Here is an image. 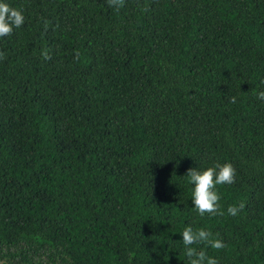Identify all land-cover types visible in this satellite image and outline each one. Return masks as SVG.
<instances>
[{"label":"trees","instance_id":"trees-1","mask_svg":"<svg viewBox=\"0 0 264 264\" xmlns=\"http://www.w3.org/2000/svg\"><path fill=\"white\" fill-rule=\"evenodd\" d=\"M3 2L0 264H189L187 226L264 264V0ZM217 162L235 182L200 216L185 175Z\"/></svg>","mask_w":264,"mask_h":264},{"label":"clouds","instance_id":"clouds-1","mask_svg":"<svg viewBox=\"0 0 264 264\" xmlns=\"http://www.w3.org/2000/svg\"><path fill=\"white\" fill-rule=\"evenodd\" d=\"M107 3L110 7L119 10L123 7L124 0H107ZM23 23L24 16L22 10L0 0V37L12 35L13 29L21 27ZM47 23L45 21L46 25ZM42 55L46 60L51 58L46 50L42 52ZM5 58L4 52L0 51V60ZM75 59H79V52L75 54ZM257 98L264 100V91H259ZM230 102L235 104L236 97H231ZM185 176L193 186L191 201L199 215L204 216L206 213L210 215H224L219 205L220 196L215 189L217 185L233 184L235 182L236 169L234 166L230 162L223 164L217 162L213 166L203 170L189 168ZM244 208L245 203L241 201L238 205H230L227 208V213L231 216H236ZM181 236L189 264H218L216 258L208 256L206 251L197 250L192 245L203 243L212 249L220 250L226 246L221 239L213 238L212 233L208 230L202 228L194 230L191 226L185 227L181 232Z\"/></svg>","mask_w":264,"mask_h":264}]
</instances>
